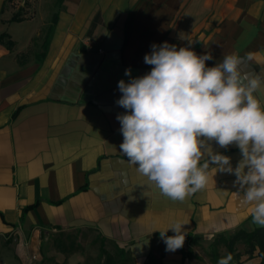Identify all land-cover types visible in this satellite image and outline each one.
<instances>
[{
  "label": "crops",
  "instance_id": "obj_1",
  "mask_svg": "<svg viewBox=\"0 0 264 264\" xmlns=\"http://www.w3.org/2000/svg\"><path fill=\"white\" fill-rule=\"evenodd\" d=\"M8 4L0 0V243L92 229L134 264H196L188 249L201 255L220 234L260 228L254 205H241L236 177L215 165L207 186L184 202L148 189L120 150L116 117L126 110L116 102L120 80L151 71L144 56L153 44L211 53L207 67L237 54L242 73L264 71V0H62L42 58L47 15L12 21ZM209 143L233 168L242 158L235 144ZM176 221L186 224L185 242L169 252L160 232ZM237 249L231 264L260 263Z\"/></svg>",
  "mask_w": 264,
  "mask_h": 264
},
{
  "label": "clouds",
  "instance_id": "obj_2",
  "mask_svg": "<svg viewBox=\"0 0 264 264\" xmlns=\"http://www.w3.org/2000/svg\"><path fill=\"white\" fill-rule=\"evenodd\" d=\"M151 48L144 56L151 71L117 85L122 96L116 103L126 110L116 117L121 152L146 178L148 189L172 201L184 202L204 189L210 165L234 175V186L243 192L241 205H254L252 224L264 228V71L242 73L237 54L207 67L211 53L177 50L168 42ZM125 76L131 77L130 68ZM211 141L220 148L238 147L242 158L235 168L231 157L213 151ZM184 225L176 221L160 232L166 251L183 247ZM168 229L174 235L167 236ZM232 259L228 253L217 264Z\"/></svg>",
  "mask_w": 264,
  "mask_h": 264
},
{
  "label": "rangeland",
  "instance_id": "obj_3",
  "mask_svg": "<svg viewBox=\"0 0 264 264\" xmlns=\"http://www.w3.org/2000/svg\"><path fill=\"white\" fill-rule=\"evenodd\" d=\"M7 8L13 15H47L44 35L53 14L61 9V0H9ZM101 241L92 229L15 234L0 243V264H104ZM104 247L119 257L113 244L105 242ZM205 251L194 253L196 264H209Z\"/></svg>",
  "mask_w": 264,
  "mask_h": 264
},
{
  "label": "trees",
  "instance_id": "obj_4",
  "mask_svg": "<svg viewBox=\"0 0 264 264\" xmlns=\"http://www.w3.org/2000/svg\"><path fill=\"white\" fill-rule=\"evenodd\" d=\"M62 3V0H61ZM58 12L54 13L51 18V24L47 30L46 36L41 45L42 52L36 55L37 58H42L45 54L49 43V36L52 32L54 25L57 21ZM12 21H20L18 14H14ZM7 45L10 47L11 42H8ZM101 238V237H100ZM101 246L99 252L103 258L104 264H134L133 260L129 255L123 250L116 247V252L119 257H116L113 253L109 252L105 247L104 243L107 242L105 239L101 238ZM109 243V242H108ZM190 245H197L194 240H190ZM238 246L243 247V254L248 256V259L252 258L256 253V257L260 259L259 264H264V228H255L254 230L247 232L244 230H237L233 234L225 236L223 234L215 237L212 242L209 244L208 248L205 251V255L208 259L209 264H217V261L226 256L228 253L232 254V261H239L241 253L238 252ZM187 258H192L194 253L192 249H188L186 252ZM147 264H157L153 259H149ZM242 264V263H239Z\"/></svg>",
  "mask_w": 264,
  "mask_h": 264
}]
</instances>
